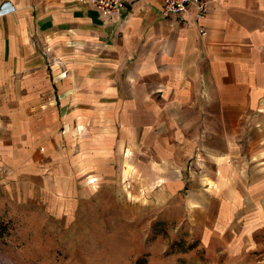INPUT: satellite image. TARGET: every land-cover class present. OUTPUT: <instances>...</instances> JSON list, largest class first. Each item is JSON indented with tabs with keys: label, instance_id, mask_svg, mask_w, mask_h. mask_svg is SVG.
<instances>
[{
	"label": "crops",
	"instance_id": "obj_1",
	"mask_svg": "<svg viewBox=\"0 0 264 264\" xmlns=\"http://www.w3.org/2000/svg\"><path fill=\"white\" fill-rule=\"evenodd\" d=\"M202 1V18L189 6L177 20L162 0H125L116 14L0 0V167L30 175L45 157L61 184L125 169L151 185L204 169L225 217L239 199L222 189L228 171L255 158L247 217L264 233V146L252 143L264 131L250 124L264 120V0Z\"/></svg>",
	"mask_w": 264,
	"mask_h": 264
},
{
	"label": "rangeland",
	"instance_id": "obj_2",
	"mask_svg": "<svg viewBox=\"0 0 264 264\" xmlns=\"http://www.w3.org/2000/svg\"><path fill=\"white\" fill-rule=\"evenodd\" d=\"M254 123L264 131V120ZM252 139L264 146V133ZM248 160L227 173L222 189L239 199L225 217L206 196L204 169L176 170L172 185L125 169L79 171L61 184L45 157L31 176L2 166L0 264H264V233L247 217L256 171Z\"/></svg>",
	"mask_w": 264,
	"mask_h": 264
},
{
	"label": "built area",
	"instance_id": "obj_3",
	"mask_svg": "<svg viewBox=\"0 0 264 264\" xmlns=\"http://www.w3.org/2000/svg\"><path fill=\"white\" fill-rule=\"evenodd\" d=\"M91 4L96 10L106 12L107 14H116L124 6L125 0H85ZM0 4V17L3 15ZM194 6L196 16L202 18L205 15V5L202 0H162L160 14L162 17H174L182 20V13L187 7Z\"/></svg>",
	"mask_w": 264,
	"mask_h": 264
}]
</instances>
